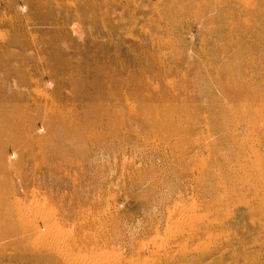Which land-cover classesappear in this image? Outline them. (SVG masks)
I'll use <instances>...</instances> for the list:
<instances>
[{
	"label": "rangeland",
	"instance_id": "rangeland-1",
	"mask_svg": "<svg viewBox=\"0 0 264 264\" xmlns=\"http://www.w3.org/2000/svg\"><path fill=\"white\" fill-rule=\"evenodd\" d=\"M0 210V264H264V0H0Z\"/></svg>",
	"mask_w": 264,
	"mask_h": 264
},
{
	"label": "bare ground",
	"instance_id": "bare-ground-1",
	"mask_svg": "<svg viewBox=\"0 0 264 264\" xmlns=\"http://www.w3.org/2000/svg\"><path fill=\"white\" fill-rule=\"evenodd\" d=\"M141 94H142V93H141ZM238 148H239V147H238ZM199 163H200V162H199ZM236 181H237V180H236ZM239 181H240V180H239ZM242 182H244V181H242ZM224 188H225V187H224ZM235 191H236V190H235ZM231 194H232V193H231ZM236 195H237V193H236ZM233 197H234V196H233ZM0 211H1V210H0ZM1 212H2V211H1ZM1 212H0V213H1ZM4 212H5V211H4ZM3 214H4V213H3ZM0 217H2V216L0 215ZM3 218H5V217H3ZM6 218H7V217H6ZM0 220H1V218H0ZM2 221H3V220H2ZM4 221H6V220L4 219ZM8 221H9V220H8ZM0 223H1V222H0ZM42 258H43V257H42ZM42 258H41V259H42Z\"/></svg>",
	"mask_w": 264,
	"mask_h": 264
}]
</instances>
